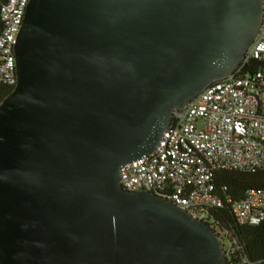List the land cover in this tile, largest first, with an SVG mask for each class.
Wrapping results in <instances>:
<instances>
[{"label": "water", "instance_id": "obj_1", "mask_svg": "<svg viewBox=\"0 0 264 264\" xmlns=\"http://www.w3.org/2000/svg\"><path fill=\"white\" fill-rule=\"evenodd\" d=\"M263 19L261 0H31L0 104V264H227L209 225L120 169L235 72Z\"/></svg>", "mask_w": 264, "mask_h": 264}, {"label": "built area", "instance_id": "obj_2", "mask_svg": "<svg viewBox=\"0 0 264 264\" xmlns=\"http://www.w3.org/2000/svg\"><path fill=\"white\" fill-rule=\"evenodd\" d=\"M30 1L0 6V89L17 84L15 45ZM252 62L264 64V19L235 72L176 111L151 155L121 167L122 188L157 194L212 228V211L223 207L215 174L264 171V71L244 74ZM233 213L240 225L262 224L264 191L249 193ZM216 234L221 242L227 239L226 233Z\"/></svg>", "mask_w": 264, "mask_h": 264}, {"label": "trees", "instance_id": "obj_3", "mask_svg": "<svg viewBox=\"0 0 264 264\" xmlns=\"http://www.w3.org/2000/svg\"><path fill=\"white\" fill-rule=\"evenodd\" d=\"M264 71V64L252 62L244 74ZM14 88L0 89V104ZM214 183L223 207L212 211L211 225L216 233H226L232 250L225 251L227 264H260L264 262V222L258 226L240 225L233 213V205L245 199L249 193L264 191V171H220Z\"/></svg>", "mask_w": 264, "mask_h": 264}, {"label": "rangeland", "instance_id": "obj_4", "mask_svg": "<svg viewBox=\"0 0 264 264\" xmlns=\"http://www.w3.org/2000/svg\"><path fill=\"white\" fill-rule=\"evenodd\" d=\"M222 244H224V249H225V251H228L229 250V244H228V240L227 239H224L223 240V242H222Z\"/></svg>", "mask_w": 264, "mask_h": 264}]
</instances>
